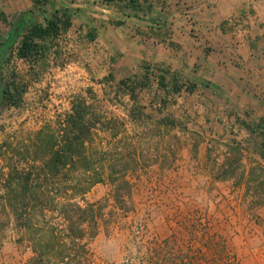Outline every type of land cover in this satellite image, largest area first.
<instances>
[{"label": "rangeland", "instance_id": "rangeland-1", "mask_svg": "<svg viewBox=\"0 0 264 264\" xmlns=\"http://www.w3.org/2000/svg\"><path fill=\"white\" fill-rule=\"evenodd\" d=\"M148 1L154 4L149 21L122 3L104 0L46 5L75 13L62 44L69 53L83 49L87 57L81 64L88 74L70 97L81 95L98 107L101 124L88 144L92 171L79 165L84 171L78 172L75 191L66 186L65 197L33 209L39 216L35 225L47 217L49 231L59 228L57 234L15 233V222L0 206V264H264V96L251 89L253 75L241 58L243 44H263L255 30L264 39V13L255 16L254 30L238 11L228 18L224 7H235L228 0ZM250 5L255 11L256 4ZM33 7L34 0H0V14L8 20H0V52ZM147 9L145 4L143 12ZM117 20L126 24L117 27ZM91 32L97 34L95 42ZM145 39L155 41L156 47L147 44L157 56L137 58L132 66L122 63L125 52L146 46ZM225 51L233 56L230 64L249 77L250 88L219 85L221 73L211 63L219 58L227 64L219 56ZM172 54L179 64L168 63ZM188 57L193 59L189 67L182 64ZM3 58L0 54V117L26 113L35 84L51 87L61 81L58 69L48 73L27 89L20 108H8L4 85L14 73L25 76L27 67L6 66ZM177 72L185 88L167 95L160 75L170 81ZM125 80L134 83L121 90L118 84ZM133 90L136 98L130 96ZM251 93H260L262 100ZM163 124L170 126L164 132ZM124 183L131 187L122 188ZM69 203L96 205V225H77L71 233L64 216Z\"/></svg>", "mask_w": 264, "mask_h": 264}, {"label": "crops", "instance_id": "crops-1", "mask_svg": "<svg viewBox=\"0 0 264 264\" xmlns=\"http://www.w3.org/2000/svg\"><path fill=\"white\" fill-rule=\"evenodd\" d=\"M228 1L233 6L235 5V7L230 5L224 7L228 18H232L235 14L237 16L240 15L241 19L247 24L249 20L250 28L255 30L253 22H256L254 20L255 16L258 17L261 16V13H264V0ZM250 3L256 4L255 11H252ZM203 8L205 7L203 6ZM237 11L239 15L236 13ZM255 32L258 36L257 39L263 42V44L260 47H257L253 43L251 45L243 44L245 50L242 51L243 55H241L242 60L245 62L243 64H245L248 70H251L253 80L251 81L249 77L243 75V69L235 68L230 64L233 56L225 51V53L219 56L227 64L223 65L219 58L214 63L213 61L211 63V67L218 70V74L221 73L223 82L219 79L218 83L219 85L221 84L222 88L228 89L234 87L245 90L250 88L249 81H251V89L259 90L264 96V39L259 37V33L256 30ZM253 38L255 39V37ZM173 41L178 42L179 40L174 38ZM150 42V40L145 39L144 43H146V46H140L139 51H137V47L134 45L136 49L131 48L128 52H125L121 62L132 66L137 58L143 60L146 55H148L147 59L157 56L156 53H153L151 45L147 44ZM154 42L152 40L151 43L156 47ZM228 42L227 46L231 45V42ZM74 52L78 54L76 50ZM95 56V54H92L91 57L94 58ZM84 57H87V55L84 56V54L80 53V56H76L77 59L74 58L75 60L65 68H55L50 72L53 73L54 70H59L58 77L61 81L57 85L52 84L49 87L45 83L35 84L36 93L31 99V108L27 111L28 113H21V115L18 114V116L15 115L9 118L6 116L0 117V206L5 207L4 209H6L15 222L13 225L14 229L12 230L15 233L26 235L31 230H34V233H53L49 231L51 224H47L49 221L47 217L42 223L39 222V225H35L38 222L39 216H37L38 214H34L33 209L40 207L45 209V203L51 198H58L60 200L62 195L65 197L66 193L63 194V189L66 186L73 187L75 191L79 183L77 178L78 172L83 173L84 171L81 167H84L88 172L92 171V168L90 169L92 164L87 158L89 157L90 159L91 157L90 152L87 151L89 142L86 143L84 153V157L87 159L86 164H83L82 157L76 155L69 164L66 162V159L63 163H53L54 155L64 147L62 138L64 131L68 127L67 118L73 113V104L76 99L81 96L75 95L74 97H70L74 93L71 90L77 89L79 79L83 75L88 74V69L84 67L85 65L81 64V59ZM172 58L173 60L169 61V64H179L177 60L175 61V59H178L176 55L172 54ZM192 60L191 57H188L187 61H183L182 64H186L188 67L192 66ZM222 66L225 69L220 72L218 68H222ZM223 83L227 88L224 87ZM228 83H234V86H229ZM259 94L257 97L251 93L252 97L261 101L262 98ZM126 114L128 117L127 112ZM169 127L168 124H163L159 129H162L164 132ZM109 131L111 132V130ZM60 154H62L61 151ZM102 166L100 167L104 168V172L108 171V167ZM111 170L109 169V172L112 174ZM41 197L43 198L41 199ZM69 202H74V200L70 199ZM43 211L45 213V210ZM38 226L39 228H36ZM55 230V234H57L59 228H55ZM52 231L54 230L52 229Z\"/></svg>", "mask_w": 264, "mask_h": 264}, {"label": "trees", "instance_id": "trees-1", "mask_svg": "<svg viewBox=\"0 0 264 264\" xmlns=\"http://www.w3.org/2000/svg\"><path fill=\"white\" fill-rule=\"evenodd\" d=\"M107 5L122 3L125 9L136 12L135 16L142 21H149L146 19L147 15L151 12L154 4L148 0H104ZM49 0H34V7L27 13L26 28L22 33L18 44L5 52L3 49L1 58L5 59V65L10 66L22 62L26 65L25 76H20L14 73L6 81L3 89L2 100L8 108H20L24 101V95L27 89L33 84L40 81L48 73L55 68H65L73 60L77 59L78 54L66 52L62 44L63 38L68 35L74 27L73 18L75 13L70 8L61 7L53 9L52 11L46 9ZM145 4H148V9L144 11ZM144 13L143 16L139 14ZM127 18H132V15H124ZM0 20L8 24L7 17L4 13L0 14ZM126 21L117 20L114 25L117 27L124 26ZM90 40L95 42L97 34L91 32L89 34ZM85 44V43H84ZM83 44V46H85ZM75 58V59H74ZM145 76L144 81H147ZM134 82L125 80L119 82L121 90L130 88ZM144 84V83H142ZM159 86L167 94H180L185 86L183 84L181 75L175 73L170 81L166 77L160 75ZM135 90L131 91V97L134 96ZM100 110L94 104L90 103L85 97L79 96L73 104V113L67 118L68 127L64 131L63 142L64 147L58 150L54 155L53 163L69 162L73 160L74 156L82 157L83 162L86 164V157L84 153L86 150V143L90 142L93 130L96 126H100L101 117ZM249 130L252 128L247 126ZM60 151L62 154H60ZM130 183H124L122 188L129 189ZM117 201L121 202L117 197ZM69 211L64 213L65 220L69 224V231L74 234L77 225H96L99 208L96 205L79 206L73 203L66 205ZM75 215L76 219H74ZM55 231L53 233L55 234ZM83 237L84 231H79Z\"/></svg>", "mask_w": 264, "mask_h": 264}, {"label": "water", "instance_id": "water-1", "mask_svg": "<svg viewBox=\"0 0 264 264\" xmlns=\"http://www.w3.org/2000/svg\"><path fill=\"white\" fill-rule=\"evenodd\" d=\"M26 28V22L24 20H21L13 29V32L11 34V37L9 39L8 46L6 48V52L15 45L17 40L21 37L22 33L24 32Z\"/></svg>", "mask_w": 264, "mask_h": 264}]
</instances>
